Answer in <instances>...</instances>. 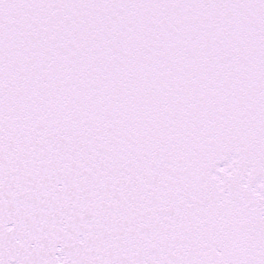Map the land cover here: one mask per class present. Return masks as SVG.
<instances>
[{"label": "snow or ice", "instance_id": "snow-or-ice-1", "mask_svg": "<svg viewBox=\"0 0 264 264\" xmlns=\"http://www.w3.org/2000/svg\"><path fill=\"white\" fill-rule=\"evenodd\" d=\"M0 264H264V0H0Z\"/></svg>", "mask_w": 264, "mask_h": 264}]
</instances>
